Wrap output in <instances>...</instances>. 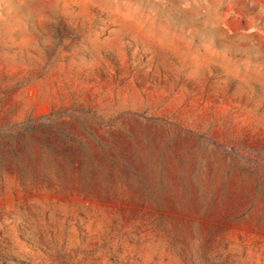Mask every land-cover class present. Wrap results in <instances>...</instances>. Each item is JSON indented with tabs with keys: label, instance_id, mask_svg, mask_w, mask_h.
Segmentation results:
<instances>
[{
	"label": "rangeland",
	"instance_id": "1",
	"mask_svg": "<svg viewBox=\"0 0 264 264\" xmlns=\"http://www.w3.org/2000/svg\"><path fill=\"white\" fill-rule=\"evenodd\" d=\"M0 264H264V0H0Z\"/></svg>",
	"mask_w": 264,
	"mask_h": 264
}]
</instances>
